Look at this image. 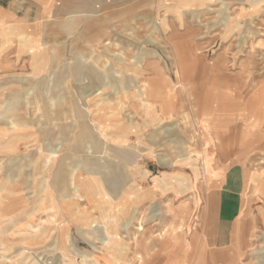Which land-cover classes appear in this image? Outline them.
<instances>
[{"label": "rangeland", "instance_id": "obj_1", "mask_svg": "<svg viewBox=\"0 0 264 264\" xmlns=\"http://www.w3.org/2000/svg\"><path fill=\"white\" fill-rule=\"evenodd\" d=\"M43 1L1 37L0 263L264 264V0Z\"/></svg>", "mask_w": 264, "mask_h": 264}, {"label": "crops", "instance_id": "obj_2", "mask_svg": "<svg viewBox=\"0 0 264 264\" xmlns=\"http://www.w3.org/2000/svg\"><path fill=\"white\" fill-rule=\"evenodd\" d=\"M56 1L57 0H44L42 2V4L40 5L43 7V9H41V14L49 13L50 11H47V9H52L53 5L55 4ZM71 1H73L74 4L82 5V6H85V3H87V0H67L66 6L72 4ZM195 1L198 2V1H206V0H195ZM249 1H251V0H249ZM181 2H182V0H176V1L172 0L168 3H166L165 6H170L169 4L172 5L174 3H181ZM30 4H31V0H0V46L8 47L9 44L12 45V43L14 42L13 37L19 38V35L17 33L13 37L12 36H10L8 38H1V37H4L3 36L4 33L6 34V33L10 32V31H12V29L14 30L15 25H18L19 23L22 22L21 18H23V21H24V19H26V21H25L26 23L30 22V20H29V16L31 14V5ZM85 7H88V6H85ZM169 8L170 7H162V10H164L163 14H168L167 11L169 10ZM170 9H172L173 11L176 10L177 15L181 16V14H183L181 12H178V10H179L178 8L172 7ZM22 16H24V17H22ZM18 19H20V20H18ZM18 21H19V23H18ZM22 43L25 44L26 41L21 42V44ZM152 78L150 81V85L148 84V87H147L149 95L154 88V84L152 83ZM147 107L148 106H146L145 108H147ZM155 109H156V107L151 104L150 108L146 109V112L151 111V115L155 116V113L157 112V111H155ZM168 109L169 108L162 106L160 111L164 112L165 110H168ZM218 225L221 229H223V225H225V223L222 220L217 221V219H216L215 221H213V225H211V226L214 227V226H218ZM210 230H211V231H209L210 233L207 232V234H206L207 239H208V237L210 238L209 241L215 240V242H217V240H223V242H225L226 236L223 235L226 232L225 228L223 229L224 231H221V232L217 228L216 229L210 228ZM212 234H215V236Z\"/></svg>", "mask_w": 264, "mask_h": 264}, {"label": "bare ground", "instance_id": "obj_3", "mask_svg": "<svg viewBox=\"0 0 264 264\" xmlns=\"http://www.w3.org/2000/svg\"><path fill=\"white\" fill-rule=\"evenodd\" d=\"M129 76V75H128ZM182 82V81H181ZM181 84V83H180ZM138 85V84H137ZM179 86V85H178ZM181 86V85H180ZM184 86V85H183ZM209 87V86H208ZM184 88V87H183ZM135 89V88H134ZM141 90H142V88H141ZM143 91V90H142ZM124 93V92H123ZM84 94V93H83ZM92 96V95H91ZM139 96V95H138ZM84 97H86V93L84 94ZM145 97V96H144ZM235 98V97H234ZM110 100V99H109ZM145 100V99H144ZM141 101V100H140ZM87 102V101H86ZM142 102V101H141ZM184 103V102H183ZM109 104H111V103H109ZM143 104H145V102H143ZM142 104V105H143ZM142 107V106H141ZM79 108H81V107H79ZM202 108V107H201ZM2 110H3V108H2ZM85 111H87V110H85ZM175 114V113H174ZM78 117V116H77ZM202 118V117H201ZM88 119V118H87ZM81 121V120H80ZM87 121H89V120H87ZM171 122V121H170ZM82 123V122H81ZM76 124V123H75ZM76 126V125H75ZM89 127V126H88ZM90 127H92V131L93 132H96L97 131V129H96V127H95V124H93V123H90ZM89 127V128H90ZM75 129V128H74ZM77 130V129H76ZM78 131V130H77ZM93 132H92V134H93ZM97 133V132H96ZM91 134V132L88 130V128L86 129V128H82V134H80L81 136H83L84 138H88V140H89V145L91 146L90 147V151L89 150H87L88 151V153H89V155H90V153L92 152L93 153V155H94V153L96 152H98L101 148H102V146H103V148H106L107 146H105L104 147V145L103 144H105V143H108V144H112L110 141H108V140H106L105 138H100V140H102V142H104V143H99V141L96 139V137H94L93 135ZM75 135V134H74ZM120 135V134H119ZM75 137V136H74ZM188 139H189V137H188ZM121 142H123V145H121V147H123L124 145H125V140H123L122 139V137H121V139H119ZM152 140V139H151ZM72 141H73V139H72ZM112 141V140H111ZM101 142V141H100ZM70 143V142H69ZM75 143V142H74ZM107 144V145H108ZM73 145V144H72ZM264 145V144H263ZM70 146V145H69ZM63 147V145H62V143H60V146H57L56 148H54V149H52V151H53V153H57L58 151H59V149L60 148H62ZM126 148V147H125ZM154 148V147H153ZM68 149H70V148H68ZM88 149V148H87ZM129 149V148H128ZM105 150V149H104ZM109 150H111V149H109ZM109 150H108V152H109ZM113 151V150H112ZM159 151V150H158ZM107 152V151H106ZM123 152V151H122ZM256 152V151H255ZM41 153V152H40ZM87 153V152H86ZM125 153V152H124ZM133 153V152H132ZM50 154V153H49ZM54 154V155H55ZM104 154V153H103ZM126 154V153H125ZM153 154V153H152ZM82 155V154H81ZM96 155V154H95ZM108 155V154H107ZM111 155H113V154H111ZM104 156V155H103ZM82 157V156H81ZM87 157V156H86ZM99 157V156H98ZM109 157V156H108ZM155 158V157H154ZM161 159H163V160H161L160 159V161H161V163L163 164V163H166V160H165V156H161L160 157ZM111 159V158H110ZM115 159V158H114ZM113 159V160H114ZM122 160V159H121ZM137 160V159H136ZM103 161V160H102ZM115 161V160H114ZM4 162V161H3ZM229 162V161H228ZM116 163V162H115ZM132 164H133V162H132ZM231 169V168H230ZM229 169V170H230ZM124 170V169H123ZM134 170V169H133ZM3 171V170H2ZM92 171V170H91ZM131 171V170H130ZM121 173H123V172H121ZM107 174V173H106ZM108 175V174H107ZM126 175V174H125ZM103 176V175H102ZM129 177V176H128ZM130 177H132V176H130ZM123 178V177H122ZM226 178V177H225ZM241 178V177H240ZM124 182H125V180H124ZM243 185V184H242ZM157 186V185H156ZM206 188V187H205ZM187 189V188H186ZM213 191V190H212ZM198 192V191H197ZM207 192V191H206ZM10 193V192H9ZM194 193V192H193ZM208 193V192H207ZM206 193V194H207ZM262 193L264 194V186H262ZM202 196V195H201ZM240 198V197H239ZM203 199V198H202ZM204 202V201H203ZM205 204V203H204ZM241 205V204H240ZM207 208V207H206ZM171 212H173V210H170ZM207 211V210H206ZM207 213V212H206ZM239 213V212H238ZM176 218H179V219H181L180 217H177V216H175ZM249 218V217H248ZM201 219V218H200ZM205 220H206V217H205ZM234 224V223H233ZM232 224V225H233ZM205 226V225H204ZM219 226V225H218ZM198 227V226H197ZM202 227H203V225H202ZM201 227V228H202ZM215 227V226H214ZM234 227H235V225H234ZM257 227V226H256ZM255 227V228H256ZM216 228V227H215ZM102 229H104V228H102ZM232 229H234L233 227H232ZM138 230H141V228H139ZM180 230V229H179ZM202 230V229H201ZM239 230V229H238ZM235 230H233V232H234ZM200 232V231H199ZM202 234H203V232H201ZM30 234V233H29ZM121 234V233H120ZM235 234V233H234ZM212 235H214L215 236V234H212ZM122 236H125V235H122ZM112 237H116V236H112ZM233 238V237H232ZM107 239V240H106ZM106 239H104L103 240V242H106V241H108L107 243H105V245L107 246V247H105V249H104V251H105V253L104 254H106V256H105V260H101V258L98 260V262H100V263H102V264H120V262H119V260H120V252L118 253L117 251H113V248H112V246L110 245V242L112 241L111 240V237L110 238H106ZM210 238L208 237V240H209ZM119 242H120V240L119 239H117ZM134 240V239H133ZM138 240V239H137ZM211 242H214L215 243V240H210ZM108 247H111V249L112 250H110ZM134 247V246H133ZM171 247V246H170ZM134 249V248H133ZM133 252V251H132ZM134 256H135V254H134ZM199 256V255H198ZM58 257V256H57ZM110 257V258H109ZM133 257V256H132ZM130 258H131V256H130ZM129 258V259H130ZM4 259H6L5 257H4ZM50 261V260H49ZM99 263V264H100ZM1 264V263H0Z\"/></svg>", "mask_w": 264, "mask_h": 264}]
</instances>
